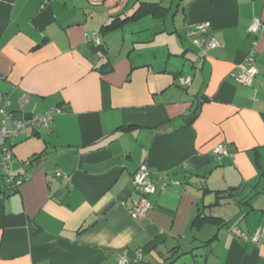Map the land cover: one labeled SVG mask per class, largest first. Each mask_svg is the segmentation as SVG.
<instances>
[{
	"label": "crops",
	"instance_id": "0c3cea01",
	"mask_svg": "<svg viewBox=\"0 0 264 264\" xmlns=\"http://www.w3.org/2000/svg\"><path fill=\"white\" fill-rule=\"evenodd\" d=\"M139 2L166 11L131 19ZM255 18L264 21V0H0L6 112L18 114L23 93L28 115L63 110L50 128L10 140L22 182L4 190L0 171V264H117L137 250L135 264H264V32H249ZM205 21L218 46L204 54L186 31ZM250 51L258 72L244 85L230 74ZM219 143L230 156L213 154ZM142 164L166 185L134 219ZM198 210L224 225L191 227Z\"/></svg>",
	"mask_w": 264,
	"mask_h": 264
},
{
	"label": "built area",
	"instance_id": "2783aa9c",
	"mask_svg": "<svg viewBox=\"0 0 264 264\" xmlns=\"http://www.w3.org/2000/svg\"><path fill=\"white\" fill-rule=\"evenodd\" d=\"M209 26L210 24L207 21L199 22L190 26L186 31L191 42L199 47L204 54L208 50L218 46L216 38L209 33ZM248 30L251 33L264 32V21L257 18L253 19ZM85 39L86 42H99V36L96 33H85ZM255 62L253 52H248L244 57V64L241 65V72L238 74L231 73V77L241 84L250 85L257 74ZM190 83L191 77L189 75L180 76L178 79V84L182 88L188 87ZM28 101L29 95L27 93L21 94L17 101L18 114L7 113L5 108L9 103V96L0 91V170L4 178L3 189L7 191L14 190L22 182L21 178L11 174V164L13 161L10 148L11 138L18 136L27 127L32 129L50 128L53 117L63 111L62 108L55 107L39 114L28 115L25 113ZM8 122H11L10 126ZM213 154L217 158H223L230 156L231 153L229 152L228 145L219 143L213 147ZM63 176L64 174L61 171L56 170L54 173L55 179ZM165 185L166 177L163 174H157L156 177L151 178L146 165H140L132 176V187L138 194V197L129 209L130 216L134 219L144 217L152 205L148 199V195L154 193L157 188H164ZM239 233L243 235L241 231ZM262 234V228L257 227L250 236V239L258 243ZM141 260L142 250H137L132 255H129L127 251H122L118 254L117 264H135Z\"/></svg>",
	"mask_w": 264,
	"mask_h": 264
},
{
	"label": "trees",
	"instance_id": "16d2710c",
	"mask_svg": "<svg viewBox=\"0 0 264 264\" xmlns=\"http://www.w3.org/2000/svg\"><path fill=\"white\" fill-rule=\"evenodd\" d=\"M165 11H166V8L161 6L159 3H155V2H139L135 12L131 16V19L132 18H138V17H140L142 15H146V14L157 15L158 12L162 13V12H165ZM257 72H258V70H257ZM200 100H201V102H203V101L206 100V98H203V99H200ZM262 173H264V171ZM219 198H221V196H218V199ZM203 223H212V224H216L218 226L224 225L223 220H222L221 217L216 216V215L205 214L203 211H199L198 210L196 212V214L194 215L192 221H191V227L197 229ZM210 240L211 239L205 241L204 245L192 248L189 252H192L193 250H195V248H199V247L206 248L207 247L206 245H207V243L210 242ZM171 251L174 253L177 250L176 249H172ZM193 256H195V255H193Z\"/></svg>",
	"mask_w": 264,
	"mask_h": 264
},
{
	"label": "rangeland",
	"instance_id": "374dc122",
	"mask_svg": "<svg viewBox=\"0 0 264 264\" xmlns=\"http://www.w3.org/2000/svg\"><path fill=\"white\" fill-rule=\"evenodd\" d=\"M1 171V170H0ZM1 174H2V172H1ZM12 174V173H11ZM234 224V223H233Z\"/></svg>",
	"mask_w": 264,
	"mask_h": 264
}]
</instances>
